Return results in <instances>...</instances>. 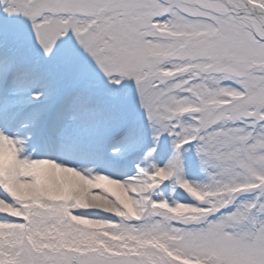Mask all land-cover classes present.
I'll return each mask as SVG.
<instances>
[{"label": "snow or ice", "instance_id": "6c2138e0", "mask_svg": "<svg viewBox=\"0 0 264 264\" xmlns=\"http://www.w3.org/2000/svg\"><path fill=\"white\" fill-rule=\"evenodd\" d=\"M0 264H264V0H0Z\"/></svg>", "mask_w": 264, "mask_h": 264}]
</instances>
